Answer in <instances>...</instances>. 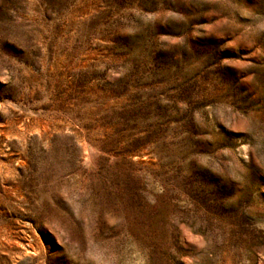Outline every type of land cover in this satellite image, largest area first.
Instances as JSON below:
<instances>
[{
	"label": "rangeland",
	"instance_id": "374dc122",
	"mask_svg": "<svg viewBox=\"0 0 264 264\" xmlns=\"http://www.w3.org/2000/svg\"><path fill=\"white\" fill-rule=\"evenodd\" d=\"M0 264H264V0H0Z\"/></svg>",
	"mask_w": 264,
	"mask_h": 264
}]
</instances>
